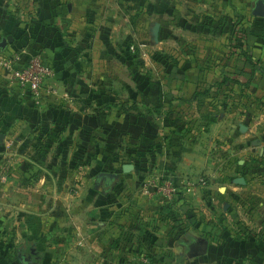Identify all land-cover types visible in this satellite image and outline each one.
Segmentation results:
<instances>
[{"label": "crops", "instance_id": "1", "mask_svg": "<svg viewBox=\"0 0 264 264\" xmlns=\"http://www.w3.org/2000/svg\"><path fill=\"white\" fill-rule=\"evenodd\" d=\"M114 1L0 0V39L11 34L17 51L41 53L55 69L54 82L60 92L72 97L48 96L43 105L34 106L30 98L16 99L18 90L6 84L0 69V131L59 135L62 144L75 146L70 156L63 153V159L66 154L70 160L90 157L93 139L103 158L130 159L129 169L123 164V173L131 176L129 182L123 184L122 173L111 168L98 172L94 186L100 195L87 188L86 165L75 171L65 168L62 174L52 168L53 174L43 177L47 189L37 188L34 211L24 213L46 218L47 212H68L52 219L47 230L36 232L40 237L63 229L66 239L82 238L81 247L75 250L80 249L83 258H71L66 264H142L136 261L142 237L148 244L157 240L156 247L149 244V255L167 259L171 254L158 247L169 232L168 218L163 217L160 224V216H147L143 231L138 230L140 222H133L139 221L132 215L144 202L138 197L146 185L138 182L142 172L157 177L156 171L161 175L157 179H172L200 175L208 169L213 187L240 172L251 181L236 180L244 178L241 185L256 190L262 198V212L247 217L254 219L251 224L256 222L253 234L258 231L257 237L248 233L247 239L237 241L227 233L224 244L218 243V231L214 241L210 236L191 237V244L206 238L207 250L184 252L178 264H264V21L251 25L245 18L241 24L235 22L239 13H248L250 0H160L165 23L176 15L175 25H167L166 30L172 28L177 39L162 37L161 43L178 46V64L164 76L165 85L147 82L139 88L138 73L131 70L134 60L116 34L122 15L137 14L135 0H130L129 8ZM30 13L37 20L30 19ZM87 17L94 24L88 25ZM105 131L114 136L106 139ZM163 135L169 141H162ZM114 143L119 150L109 149ZM102 172L118 174V178L110 186L99 180ZM69 185L77 192L69 193ZM128 192H136L134 198H127ZM147 203L151 212L153 206ZM24 229L27 237L32 231ZM84 255L92 256L89 263Z\"/></svg>", "mask_w": 264, "mask_h": 264}, {"label": "rangeland", "instance_id": "2", "mask_svg": "<svg viewBox=\"0 0 264 264\" xmlns=\"http://www.w3.org/2000/svg\"><path fill=\"white\" fill-rule=\"evenodd\" d=\"M254 1L255 0H250L247 14L243 15L239 13V16H236V23H243L245 18H249V23L251 25L257 22V20L264 21V16H257L253 13ZM114 2L121 3L128 8L130 7V0H115ZM132 2L136 4L137 14L129 15V13L126 12V14L122 15V25H120L116 34L122 39L121 47L126 49L134 60L131 65V70L138 73L139 88L147 82L158 84L159 86L162 84L163 86L165 85V83L163 84V80H165L164 76L168 75L169 72L173 70V67L178 64V52H180L178 46L167 47V43H164L165 46L161 43V40L167 39L168 37L177 39L178 35L174 33L172 28H170L169 31L168 29L166 30L167 25H169L168 27L175 25L172 22L175 21L176 15H170V20L172 22L165 23L160 12V0H135ZM66 4H69V1H67ZM131 16L132 22H130ZM29 18L37 20L36 17H33V13H30ZM106 20H108V17ZM87 22L88 25H92L94 24V19L87 17ZM155 23H159L158 38H156L153 30ZM134 25H136L135 31ZM16 48L18 47L15 46L13 41L3 52H12L16 50ZM169 65L171 66L169 67ZM125 70L123 66L121 71L125 73L127 72ZM4 91H10L9 94H13V91L7 88ZM15 96L17 97H14L16 99L25 100L20 94H15ZM35 133H37V131L32 130L31 134L26 135L22 133V129L0 131V134H3V138L0 140V264H14L11 262V259L15 257L17 250L28 248L29 246L33 247L35 251L42 253L37 258L40 264H66L69 260L71 261V258L74 259V261H79V259L83 258V256H81L83 253L80 249H78V251L75 250V247L80 248L82 245L83 240L80 236H76V238L70 240L66 239V234L63 229H57V231L46 233L40 237L37 235L38 233H36L37 230L42 228L47 230L51 220L55 219V217L59 216L61 213L66 215V210L60 211V214L57 215H49L47 214L49 208H47L45 209L47 213L44 214L46 218H43L42 215L35 216L33 213L31 214V212L24 213L23 211H34L32 206H35L36 200H38L37 194H39V190L47 189L43 177L48 173L53 174L54 171H52V168L56 169L55 173L59 172L62 174L65 168H68V171H75L81 164H84V166L86 165L88 167V170H85L88 175L86 181L88 185L84 184L85 186L87 185V188L90 190H96L98 195H100V192L95 189L94 185L97 174L101 169L111 168L122 173L123 177L121 182L123 184L129 182L131 177L130 174L123 173V164H129L128 162L130 159L127 157L118 158L116 160L112 158H103L104 153L101 150L97 151V141H94L95 139L90 141V157L86 156L81 159L79 156H75L70 160L66 158L67 154L63 159V153L66 152L70 156L71 147H73L72 152L75 148L73 144H62L61 141H58L59 135H53L54 138L48 137V140L42 141L39 139L40 134L38 133V135H36ZM105 135L106 139L109 136H114L106 131ZM168 137V135H163L161 140L163 141L166 139V141H169ZM106 146L107 144H104V149L108 147ZM119 147V144L116 143L109 145L110 150H119ZM123 147H125V145H123ZM61 160H63V163L60 162ZM132 163L134 164V161ZM206 172H208V169H204L200 175L186 174L183 178L173 177L172 179L171 177L157 179V177L161 175L156 174V171L154 175H157V177H152L153 175L149 174V172H142L141 179L140 176H138V182L141 184L146 183V185H148L155 182L163 183L164 181H169L174 183L176 187L179 185L180 189H184L185 192L184 194H179L181 197L175 195L173 201L169 202L164 196L159 194L152 196L147 191L146 185L142 193L139 191L138 197L140 195V197L144 199V202L142 203V207L137 208V213H133L132 215L139 221L133 222H140L138 226V230L140 231L142 227L145 228L147 226V216H151L152 214L160 216L158 217L159 222L163 217L168 218L169 232L165 240H163L164 243L161 245L162 247H158L166 248L171 254L169 253L170 255H168L169 258L167 259L165 256L163 258H161V256L157 258L155 254L152 256L149 255V244H153V247H156L157 240H152L148 244L146 243L147 239L142 237L138 242L141 253L140 256L138 254L136 257L137 263L168 264L171 262L178 264L182 262L185 252L181 243L189 242L191 237L198 236H210L211 241H214V233L217 231V236H221V238L218 239V243L220 244L226 243L227 239L225 234L227 233L233 235L234 240L237 241H241L243 238L247 239L248 233L257 237L259 234L258 231L253 234L257 230L256 222H253L252 225L249 221H253L254 219L248 220L247 217L249 218V215L251 217H256L258 213H260V210L262 212V198H260L256 190L246 189V185L242 186L241 182L236 180V178L239 177H245L246 180H250V177L248 176V178L245 174L236 172L234 176L226 179L225 182L219 181L213 187V185L210 184V173ZM201 179L204 181L200 182ZM133 180L135 181L134 177ZM188 182L194 183V186H191V190H188L190 186ZM24 187H31L32 189H24ZM221 187L223 188L221 189ZM120 188L124 189L122 186H119V189ZM68 192L76 193L77 190H75L74 185H69ZM128 193L127 198L129 196L134 198L136 194V192ZM150 197H152V200H149ZM147 202L153 206V213L148 209ZM247 204H249V206ZM65 215H62L63 219L67 216ZM160 224H162V221ZM160 224H158L157 227H161ZM25 227L28 228L29 231H32L28 235L30 238L28 236L26 237L24 232ZM127 228L126 230L131 231L130 228L132 227L127 226ZM56 247L59 249L56 250ZM51 248H54V250H51ZM145 253L147 254L144 255ZM85 257L84 259L88 263L92 259L91 255H86ZM133 261H135V257Z\"/></svg>", "mask_w": 264, "mask_h": 264}, {"label": "built area", "instance_id": "3", "mask_svg": "<svg viewBox=\"0 0 264 264\" xmlns=\"http://www.w3.org/2000/svg\"><path fill=\"white\" fill-rule=\"evenodd\" d=\"M0 69L4 72L6 84L15 87L23 97L30 98L36 106L43 105L46 97H61L71 100L69 93H61L54 79L56 72L52 63L41 53L29 54L26 50L0 53ZM204 180H200L203 182ZM188 190L194 183L188 182ZM147 191L153 196L159 194L171 202L175 195L181 197L184 189L172 182L151 183Z\"/></svg>", "mask_w": 264, "mask_h": 264}, {"label": "water", "instance_id": "4", "mask_svg": "<svg viewBox=\"0 0 264 264\" xmlns=\"http://www.w3.org/2000/svg\"><path fill=\"white\" fill-rule=\"evenodd\" d=\"M253 13L255 15H257V16H264V0H255L254 1ZM153 30H154L156 38H158L159 23L154 24ZM13 41H14V37L11 34H9V35H7L5 37H2L0 39V51H4L5 49H7V47ZM2 138H3V134H0V140H2ZM125 168L129 169L130 168V164H126ZM99 176L100 177H105V178H113V180H116L118 178V174L108 173V172H102V173L99 174ZM237 181L241 182L242 184L245 183L244 178H240ZM197 242L201 243L200 244V248L197 251V254L206 252L207 246H208V240L206 238H200V239L197 240Z\"/></svg>", "mask_w": 264, "mask_h": 264}, {"label": "flooded vegetation", "instance_id": "5", "mask_svg": "<svg viewBox=\"0 0 264 264\" xmlns=\"http://www.w3.org/2000/svg\"><path fill=\"white\" fill-rule=\"evenodd\" d=\"M99 180L101 182L106 181L107 184H109L110 186L113 182L112 178H105V177H100V176H99ZM192 244L191 242H188L183 245L185 252L189 253V252L199 250L201 243L195 241V243H192ZM18 251H19V259H20L21 264H39L37 260L39 255L37 252H35L33 247L31 248L29 247V250H27L26 248H21V249H18Z\"/></svg>", "mask_w": 264, "mask_h": 264}, {"label": "trees", "instance_id": "6", "mask_svg": "<svg viewBox=\"0 0 264 264\" xmlns=\"http://www.w3.org/2000/svg\"><path fill=\"white\" fill-rule=\"evenodd\" d=\"M6 50V49H5ZM4 50V51H5ZM17 51V50H15ZM0 53H3V51H0ZM19 94V92H18ZM34 103V102H33ZM36 106V105H35ZM39 107V106H37ZM142 115V114H141ZM49 133H47V135L43 136V137H40L39 139L42 140V141H45L46 139L48 140L49 138H54L53 135H49ZM49 137V138H48ZM31 248V246H29ZM29 247L26 248L27 250H29ZM40 256V255H39ZM11 262L14 263V264H21L20 262V259H19V251L17 250L16 254H15V257L11 259Z\"/></svg>", "mask_w": 264, "mask_h": 264}]
</instances>
